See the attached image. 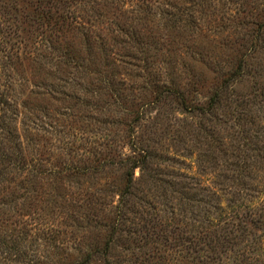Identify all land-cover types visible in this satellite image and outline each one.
I'll return each instance as SVG.
<instances>
[{"label":"rangeland","instance_id":"obj_1","mask_svg":"<svg viewBox=\"0 0 264 264\" xmlns=\"http://www.w3.org/2000/svg\"><path fill=\"white\" fill-rule=\"evenodd\" d=\"M119 3L126 18L105 6L101 34H81L45 30L34 0H0V80L10 79L14 124L41 174L25 184L33 224L10 226L21 253L0 264H264L262 226L218 232L206 262L189 241L205 211L227 216L238 181L254 204L241 223L264 220V132L251 150L225 105L207 110L230 76L252 102L245 126L264 130V0ZM113 20L139 34H111ZM45 51L74 57L46 61ZM133 159L143 161L128 188Z\"/></svg>","mask_w":264,"mask_h":264},{"label":"trees","instance_id":"obj_2","mask_svg":"<svg viewBox=\"0 0 264 264\" xmlns=\"http://www.w3.org/2000/svg\"><path fill=\"white\" fill-rule=\"evenodd\" d=\"M119 1L120 0H34V12L37 13L39 18L44 19V28L47 31L69 32L71 30H77V32L81 34L84 31L87 34H101V26L99 24L101 20L99 17L103 15L101 12L103 7L115 6L116 12H114L113 15L116 18L120 16H124L126 18L127 10L120 8ZM106 3H108V5H106ZM132 21L133 20H131L130 23ZM112 24L115 26V29H112L114 32L112 31L111 34H139L137 33V30L133 28H125L121 26L118 20H113ZM97 29L98 33L96 32ZM46 53L47 51H45V53H41L40 58L50 61L53 59L52 57L55 56L54 62L57 63L64 60V64H69L70 60H68V58L72 59V57H74L68 52H66L67 58H65L66 56L63 57L61 54L50 56ZM61 56L63 58H61ZM239 67H241V64ZM235 73L236 72L234 71L232 75H235ZM2 74L5 76L7 75L6 73ZM8 77L10 78L9 74ZM230 79V76L224 78L222 83L216 88L212 96L209 98L207 110L211 111L221 105H225L226 111L230 115L229 120L238 121L237 124L240 128L237 132V136L239 140H243L242 146L253 145L250 149L258 150V144L262 143V137L260 138L259 135L263 134L259 133L258 130H262V132H264V130L261 128L262 126L256 129L245 126L251 123L249 119L245 118L247 114L245 109L248 107V104L252 102L244 100L243 96H239V94L233 89V80ZM9 80H6L7 83L0 80V256L3 253H10L14 255L21 253L20 249L14 248L16 247V245H14V240H20V232L15 234L14 230L10 228V226L14 225L17 229L23 232L27 226H31L33 224L27 219L31 213L30 210H28L30 208V197L25 184L30 176L34 177L41 175L39 170L35 169L36 165L33 164V160L29 158L26 153L17 127L14 124V117L17 115V112L13 100L8 95L9 90L7 87H10L11 85ZM229 80L231 82H229ZM242 118H244L243 122H239ZM238 147H240V144H238L237 148ZM260 147L262 148V151H264V142L260 145ZM143 152V160L151 158V152ZM129 160L130 157L126 158V161ZM143 160L133 159L126 167L125 175L126 185L128 188H131V183L133 181L132 170L139 166L140 161ZM245 164V162L242 163L243 166L247 167ZM52 173L57 174V171L55 170ZM238 185V188L231 192L233 195L232 197L235 200H226L229 201L226 204L227 207H225L227 209L220 208V213L224 211L227 216H224L221 213V220L220 215L211 218L209 216V210L205 211L206 215L203 216V218L207 220L205 230H201L198 236L192 235L189 239L190 242L195 244V246L190 250L194 252V257L197 261L206 262L212 257V250L216 248L215 243H219L217 240L219 238L218 232L220 231H228L236 236L235 230L237 229L242 230V234H244L245 231L252 232L249 229V225L253 227L262 226V228H264V220L261 219L260 215L256 219L251 218L248 220V224H246L247 222L241 223L244 221L245 217L243 212H241L243 208H251L254 204H246L244 202V200H248L249 197V183L242 180L238 181ZM36 199V202L40 201L39 198ZM236 201H240V203L235 204ZM208 205L211 206L209 203ZM229 209L231 213H228ZM33 217L35 218V216ZM234 219L237 221L236 224ZM255 222L261 223L260 225H256ZM236 225H241L240 227L245 228L239 229ZM229 226L231 227L230 230H228ZM252 233L255 234V232ZM263 235L264 234H261L260 232L258 236L259 238L264 239ZM232 238H222V240H226L224 241L226 243L230 242L234 244ZM224 242L218 245H222L221 247H223ZM221 247L220 249L222 250Z\"/></svg>","mask_w":264,"mask_h":264}]
</instances>
